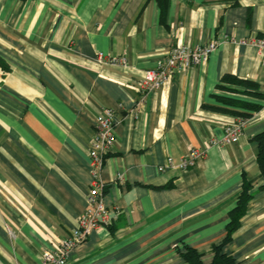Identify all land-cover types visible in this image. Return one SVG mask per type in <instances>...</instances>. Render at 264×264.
I'll return each mask as SVG.
<instances>
[{
  "label": "crops",
  "instance_id": "crops-1",
  "mask_svg": "<svg viewBox=\"0 0 264 264\" xmlns=\"http://www.w3.org/2000/svg\"><path fill=\"white\" fill-rule=\"evenodd\" d=\"M258 41L264 0H0V264H39L77 226L95 183L119 215L67 264H190L188 249L211 264L244 182L251 199L220 254L264 264ZM210 42L205 63L138 104L135 82L172 47ZM99 53L127 67L99 65ZM226 76L255 84L257 96ZM104 108L117 119L116 142L95 172L89 150ZM222 109L251 117L236 143L215 146L239 118ZM191 150L202 156L180 170Z\"/></svg>",
  "mask_w": 264,
  "mask_h": 264
},
{
  "label": "built area",
  "instance_id": "built-area-1",
  "mask_svg": "<svg viewBox=\"0 0 264 264\" xmlns=\"http://www.w3.org/2000/svg\"><path fill=\"white\" fill-rule=\"evenodd\" d=\"M256 46L264 53V41H258ZM216 43L210 42L204 46L191 48L188 45L172 47L167 55L156 65L154 69L147 70L143 77L135 82V92L140 96L139 105H143L144 97L162 88L175 74H182L192 67L205 63L209 55L215 50ZM99 65L112 67H127V61L123 57H105L97 55ZM112 109L104 108L96 118L94 135L89 150L90 166L97 172L104 160V155L111 150L116 142L115 127L117 119ZM250 118H237L224 126L223 136L220 140H212V145H229L236 143L247 126ZM202 156L197 150H191L182 157L178 163L180 170L192 167L196 160ZM159 172L163 168H159ZM123 180L122 176H118ZM104 186L95 183L86 196L87 208L77 218V226L60 245L42 254L39 264H67L71 251L82 244L87 236L96 230L108 229L117 219L119 212L110 211L104 204L102 191Z\"/></svg>",
  "mask_w": 264,
  "mask_h": 264
},
{
  "label": "trees",
  "instance_id": "trees-1",
  "mask_svg": "<svg viewBox=\"0 0 264 264\" xmlns=\"http://www.w3.org/2000/svg\"><path fill=\"white\" fill-rule=\"evenodd\" d=\"M223 80L226 83L243 87L245 89L243 93H249L250 95L254 97L257 96V94L254 91H252V90H256L255 84H252L244 80H240L235 77H230V76L224 77ZM227 90L230 92H234V93L237 92V90H234V89H227ZM225 102H228V100ZM229 102L234 103L233 101H229ZM244 105L252 109L258 108L256 105L255 106L250 105V104H244ZM222 111L227 112V113L229 112L230 114L235 115L236 117H239V118H250L251 117V114L249 113L236 112L233 110H226V109H222ZM253 140L257 144L256 162H257L259 172L263 179L262 188H264V130L261 133L257 134L253 138ZM249 188H250L249 185L246 182H244L242 186L241 194L239 195L237 199V203L235 207L230 211L229 223L227 225V231H226V237L220 246H215L213 248L215 252V258L211 264H234L232 258L227 257L224 254H220V250L224 244L230 241L233 232L239 227L240 220L246 213L247 205L251 199V195L248 193ZM183 258L190 264H200L199 255L196 254V252L191 249H188L185 253H183Z\"/></svg>",
  "mask_w": 264,
  "mask_h": 264
}]
</instances>
